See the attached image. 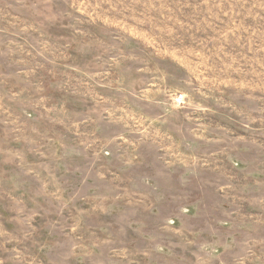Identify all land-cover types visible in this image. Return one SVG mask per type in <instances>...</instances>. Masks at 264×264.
Returning a JSON list of instances; mask_svg holds the SVG:
<instances>
[{
  "label": "clouds",
  "instance_id": "obj_1",
  "mask_svg": "<svg viewBox=\"0 0 264 264\" xmlns=\"http://www.w3.org/2000/svg\"><path fill=\"white\" fill-rule=\"evenodd\" d=\"M0 206V264H264V0H0Z\"/></svg>",
  "mask_w": 264,
  "mask_h": 264
},
{
  "label": "rangeland",
  "instance_id": "obj_2",
  "mask_svg": "<svg viewBox=\"0 0 264 264\" xmlns=\"http://www.w3.org/2000/svg\"><path fill=\"white\" fill-rule=\"evenodd\" d=\"M8 215H9V213L7 212L6 208L0 206V222H3V218H4V217H7ZM103 219H110V220H112L113 223L116 222V218H115V217H111V218H103ZM43 223H44L43 220H38V221H37V226H39V225H41V224H43ZM190 223H192L193 225H196V224L200 223V221L193 220V221H191ZM5 227H7V228H9V229H12V228H14L15 226L6 223V224H5ZM131 235H132V234L129 233V236H131Z\"/></svg>",
  "mask_w": 264,
  "mask_h": 264
}]
</instances>
